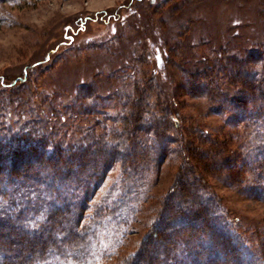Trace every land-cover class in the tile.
<instances>
[{"label": "rangeland", "instance_id": "374dc122", "mask_svg": "<svg viewBox=\"0 0 264 264\" xmlns=\"http://www.w3.org/2000/svg\"><path fill=\"white\" fill-rule=\"evenodd\" d=\"M263 45L264 0L0 1V137L44 126L53 144L99 148L114 160L83 212L88 264L133 252L129 261L146 264L148 235L167 221L161 208L193 196L216 202L214 215L223 214L256 264L264 201L251 190L249 163L264 151V123L226 96H237L243 81L260 85L230 58L255 57ZM216 58L222 70L212 67ZM25 68V80L14 82ZM202 71L213 76L189 79ZM219 89L224 100L215 98ZM136 107L141 130L131 134ZM154 120L157 144L144 137ZM115 134L129 142L139 134L126 163L123 145L92 144Z\"/></svg>", "mask_w": 264, "mask_h": 264}, {"label": "trees", "instance_id": "16d2710c", "mask_svg": "<svg viewBox=\"0 0 264 264\" xmlns=\"http://www.w3.org/2000/svg\"><path fill=\"white\" fill-rule=\"evenodd\" d=\"M262 48L253 52L255 57L230 58V66L237 63L238 72H244L251 79L259 77L260 85L252 87L243 81L237 96L231 99L226 96V101L236 103L244 117L255 116L264 123V66L257 63L264 57ZM218 59L212 67L219 71L222 66L218 65ZM255 64L257 66L253 68ZM204 73H193L189 79L194 82L201 76H213ZM25 78L26 68L14 82L17 79L22 82ZM224 94L222 89L217 90L216 100H224ZM142 109L136 107L131 134L141 130V124L136 121ZM152 123L155 128L145 132L149 135L144 134V137L157 144L163 138L157 130L159 122L154 120ZM172 123L176 126L175 121ZM115 136V141L98 138L92 144L95 142L110 148L123 145L126 155L121 160L126 163L129 154L133 155L132 150L137 147L139 134L132 138V142L127 135ZM81 147L53 144L44 126L18 131L9 138L0 137V264H88V248L83 244L88 235L83 227V212L92 196L94 181L103 177L102 168L114 160L112 157L107 160L102 149L80 151ZM249 164L251 170H256L253 171L251 190L264 201V151L253 157ZM196 188L198 190L199 186ZM179 193L178 200L183 204L187 194ZM196 202L193 196L189 205L161 208L160 219L167 221L157 226L160 223L157 220L155 224L159 232L148 235L152 248H143L147 250L146 264H249L246 245L231 234L229 221L223 214L214 215L220 212L216 202L200 205ZM260 254L253 256L256 264H264V250ZM132 256L134 259L138 257L133 252L126 259L111 264H136L129 261Z\"/></svg>", "mask_w": 264, "mask_h": 264}]
</instances>
